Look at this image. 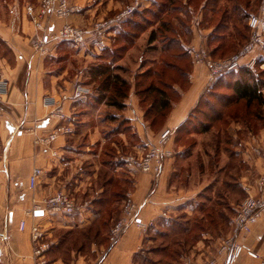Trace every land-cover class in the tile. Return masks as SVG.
Returning a JSON list of instances; mask_svg holds the SVG:
<instances>
[{
  "label": "crops",
  "instance_id": "1",
  "mask_svg": "<svg viewBox=\"0 0 264 264\" xmlns=\"http://www.w3.org/2000/svg\"><path fill=\"white\" fill-rule=\"evenodd\" d=\"M158 1L152 0L149 4L153 5ZM203 1L197 6L195 3H189V0H183V5L189 13L181 12V15L190 20L188 27L190 41L188 44H184L183 41L182 45H185L184 48L188 52L192 48L194 50L210 48L213 52H217L218 49V46L210 47L207 42L212 28L205 17L207 0ZM69 2L76 6L77 11L68 18L53 19L49 26L51 36L62 25L73 24L87 30V38L81 44H74L66 40H52L50 37L46 46L47 54H41L33 48L32 45L42 38L44 32L35 28L31 17L26 13L25 5L19 0L9 5L8 23L0 20V40L6 43L16 59L15 65L13 67L9 65L10 69L5 71L9 82L5 104L13 115H8V120L4 121L7 128L2 133L7 150L5 159H0V264H36L31 237V227L36 224L46 233L41 241L48 246L43 252L46 264H135L147 241L148 235L139 227L132 226L119 242L111 247L106 243L91 244L86 249H73L67 256H62L52 251V247L58 243L55 232L62 228L79 229L87 226L91 223L90 219H96L99 213L85 208L70 216L47 212L38 215L29 213L35 201H43L59 190L68 189L76 196L81 194L86 196V193L92 192L94 179L99 177L102 167L106 168L100 161L102 148L115 136L109 137L101 130V126L110 119L129 120L133 138H136L137 142L131 144L123 132H118V136L120 140H124L126 146L130 145L133 151H143L147 144L158 141L163 132L155 134L145 120L144 112L139 106V98L135 93L136 82L132 77L142 67L139 61L143 59L141 45L146 33L143 32L135 38L133 44L115 63V66L119 67L116 73L131 83L130 94L125 99V108L122 110L105 102H96L95 91L90 87L93 85L73 82L67 76L68 68L63 66L52 68L68 59L91 62L100 59L106 50H113L117 35L125 29L127 21L118 20L117 15L131 0H69ZM98 22H104L105 26L97 28L95 25ZM148 45L153 46L154 43ZM191 61L190 71L182 73L187 77L188 85L181 90L177 101L173 100L165 120L163 130L171 129L173 135L190 117L201 97L215 82L211 80L206 66L192 59ZM90 67L87 70L88 75ZM22 75L26 78L21 84ZM78 86H87L90 93L74 99L73 93ZM173 89L177 91L179 88L173 86ZM62 95L68 97L63 103V108L70 118L69 122L73 124V132L61 134L50 146H39L35 144V140L53 132L61 124L57 118L51 116V109L43 106L42 100L46 96L59 98ZM103 107L108 109L110 114L108 119L106 116L104 118L103 114L97 115V111ZM173 135L168 143V147L171 148L175 143ZM233 138L236 141L234 143L236 154L245 165L240 179L241 186L244 190L245 187L251 186L250 194L259 197L262 190L257 187V180L264 171L261 157L264 125H260L256 130L237 124L233 127ZM113 144L117 147L115 142ZM183 155H186V150L174 151V157L166 161L160 177L129 168L130 187L125 191L130 190L132 198L143 205L140 219L145 223L154 221L156 225L159 224L163 219V212L167 209L171 212L181 210L180 205L184 209L186 205L181 202L192 200L207 188L208 184L195 187L194 191L190 190L187 193L193 195V198H186L180 201V204L173 198L174 185L171 179L178 171L175 162ZM187 155L192 156L190 153ZM35 168L43 169L44 174L39 179L36 189L31 190L29 177ZM122 168L117 166L107 170L115 173ZM101 189L100 192L103 193L104 186ZM246 193L248 195L247 190ZM21 220L27 222L25 231L19 230ZM1 236H6L8 240H2ZM218 241L211 232H203L192 247L187 264H202L208 259H215L216 264H225L226 256L218 253ZM238 241L249 244L264 258V217L253 226L250 233L241 234ZM235 264H261V261L243 255Z\"/></svg>",
  "mask_w": 264,
  "mask_h": 264
},
{
  "label": "rangeland",
  "instance_id": "2",
  "mask_svg": "<svg viewBox=\"0 0 264 264\" xmlns=\"http://www.w3.org/2000/svg\"><path fill=\"white\" fill-rule=\"evenodd\" d=\"M15 1L16 0H0L1 21L8 23L10 19L9 5H11ZM19 1L25 5L26 13L31 17V21L35 26L34 14L31 15L30 13H28L27 9L28 7H32L35 9L36 12V10L39 8L40 0H19ZM133 1L134 0H131V2L125 8H128L133 3ZM208 1L209 3L211 2V5L209 7L214 6L215 9L211 8L213 12L208 10L205 16L207 21L211 25L210 27L212 28L211 34L209 35L207 42L209 45H211L210 47L219 46L220 44H225L226 48L224 47L223 49H225L226 54L225 55L222 54L223 55L222 56L220 53L217 56H213L211 54L212 50L210 48L207 49L206 47H205L206 49L200 48L198 50L207 51L212 57V59L215 61L230 58L235 54H237V52H239L251 40L253 33L248 25V22L251 16H264V0H216L215 1L216 3H213V0H208ZM194 2L196 5H199L200 2L203 3L204 1L194 0ZM146 5L147 6H144L142 9H138V10H144L146 8H151L150 9L151 12L143 13V18L142 19L140 18L144 30L143 32L146 33V36L144 37V42L141 45V51H143V59L139 61L142 67L132 77L134 78V82H136L135 85L140 84V88H144L150 84H157L162 88L166 89L168 93L171 94L172 99L177 101V99L180 97L181 90L185 89V87L188 85V79L187 77H184L182 73L184 72L187 73L188 71H190L192 61L191 60L189 61V59L187 58L185 59L174 58L175 57L174 54L175 53L177 54V52L180 51V48L176 50L173 48L174 50L173 53L172 52L166 53L162 51V46H161L162 40L163 39L165 40V38L167 40H170L171 34L166 33V31L163 30L162 27L163 25L161 21L162 19L159 20L160 18L158 13L159 8L150 4H149L150 6L148 4ZM235 6L240 8L241 10L248 12L249 13L248 17L243 19L242 21L241 20L237 21L236 19L231 18L232 16H230L229 19H225L224 23L226 25H224L223 27H218V22H220V20L223 19V14H225V12L231 13V10ZM125 8H123L122 10H124ZM122 10H120L119 13ZM177 15L179 16V19ZM132 16H130L129 18H131ZM162 17L164 18V20H168L172 24L171 26L175 28L176 34L175 35L172 34V35L176 36V38L179 39L180 44L182 45L183 41L184 44L185 43L188 44V42L190 41L189 28H188L190 20L184 18L181 15V12L180 13L170 12L168 15L166 14L165 16L163 15ZM61 19H65V18H61ZM100 23L103 22H98L97 24ZM73 26L84 29L76 25ZM152 31H155L158 34V39L154 42L153 46L148 45L149 44L148 40L150 38L148 36L151 34ZM238 33H240L241 35L245 34L247 36L246 37L247 40L244 39L242 41L243 45L240 48V50L235 52L233 48L234 46L233 43L235 41L238 42V39L239 40L242 39L239 37ZM32 46L36 50L34 44ZM182 46L183 48L185 47V45ZM193 50L194 49L192 48L189 53L191 59L195 62L192 54ZM250 55H254V57L255 56L259 57L260 62H264V53H261L260 50H257V48L253 49L249 54V56ZM15 60L16 59L13 53H11V50L8 48L6 43L0 40V75L4 80L7 81L8 86H9V82L8 79H6L5 71H8L10 69L9 65L11 67L15 65ZM102 62L103 59H96L91 62H79V61H74L73 59H68L66 60V62H63L61 64H56V66L54 65L52 68L57 69L62 66L66 67L69 69V74L67 76L70 77L73 80V82H76L77 84L80 85L86 84L89 86L90 85L96 86L97 82L91 84L88 83L91 82L92 79L88 75L87 70L90 66L94 64H100ZM168 64H174L176 67L171 68V65ZM158 70L163 72V75H159L160 77L155 74ZM128 71L131 72L130 70ZM149 71H152L151 74L146 75L145 72L148 73ZM142 74L144 75L142 76ZM209 74L211 80L215 81V79H213L211 76L210 70H209ZM254 74H256V76H261L262 80L264 81V64L261 63V65L257 67V70L254 72ZM25 78L26 76L24 75L21 76L20 79L21 84ZM233 81H234L233 78L227 77V79H223L222 82L218 84L214 83L215 85L213 84L212 87L203 95L200 104L191 113L189 121L184 124V131L176 132L174 133V135L172 134L173 136H175L174 147L173 148L168 147V143L171 138L167 141L166 145L163 146V149L172 152L171 156H167L165 158L163 170L166 161L174 157V151H179L181 149L186 150V155H183L175 162V166L178 168V171L174 174L173 178L171 179V183L174 185L173 198L178 200L177 203L183 201L186 198L189 197L191 198L193 195L190 196L187 195V193H189L190 190L194 191L195 187L204 184H208V186L202 191L201 195L196 196L195 198L192 197L193 198L192 200L183 201L184 203L181 202L183 205H186L184 209H182L180 205L179 209L181 210L178 211L175 210L171 212L170 209H167L165 212H163V214L165 213L166 216L162 214V218H163L162 220L166 219L168 221L170 220L171 222L172 221L178 222L179 224L178 227L175 230H172L170 226L169 227L161 226L160 221L159 224L157 225L155 223V226L152 227L151 230L148 231V233H146L148 235L147 241L144 245L143 250L139 253V256L137 257L135 264H187V261H189L190 258V251L192 247L195 245V243L199 240V238L203 234L198 232L197 226L200 225L201 220L204 223L205 221H207L208 218L209 221L210 217L219 221L218 223L219 225L217 227L214 226L215 228H212L211 230H208L211 227L209 226L210 224H208V229L204 230V233L209 231L213 234L215 240L217 241L220 240L218 241L219 242L218 246H220L222 241L232 233V223L236 214V209L238 205L247 197L246 190H248V193H250L252 189L251 186L250 187L247 186L245 187L246 189L244 190L241 186L240 179L243 170L245 168V165L243 164L242 160L239 159L234 149L235 148L234 143L236 141L233 138V127L236 126L237 124H242L248 127L256 128L257 130L260 128V125L261 126L264 125V106L254 105L250 109L247 108L244 105V103H239V104L232 103L228 107H224L223 104L225 102L228 101V103H231L232 91L230 85L232 84ZM172 86H176V87L178 86L179 89L175 91L174 89H171L173 88ZM90 87L93 88L92 86ZM84 88L88 89L87 86ZM135 90H137L136 87ZM174 91L176 92V94L174 93ZM135 93L137 94V91H135ZM6 95L3 96L2 100L0 101V159H5L6 157L5 151L7 150L6 149L7 145H5L4 143L5 140L4 137L2 136L3 131L5 132V129L7 128V126L5 127V125L7 124L6 123L4 124V121L6 119L8 120V115L9 116L13 115L11 110L5 104ZM137 97L139 98V106L145 115V110L149 106L150 102L148 100L142 102L141 98L143 97H141L138 94ZM45 98H49V96H46ZM43 100H42V104H43ZM107 110L108 109L106 107H103L102 109L100 108V111H97V115L98 113L103 114L104 118L106 116L107 117L106 119H108L110 114L108 113ZM220 111L224 112L223 120L220 122L218 121L213 123L212 129L208 133H200V128H202V126L205 123L210 122L212 118H214L218 113H220ZM22 114L23 112L20 113V115ZM165 120L161 122V119H159L160 121L159 125L155 129H152V131L155 134L165 131L163 130L165 125ZM21 126L23 127L24 124L22 123ZM22 129L23 128H21V130ZM101 130L104 134H106L109 137L111 135L112 136L115 135V136L111 137V140L104 144L102 148L100 161L102 163L104 162L107 163V165L115 164L114 167L122 166L123 167L122 170L112 173L111 171L107 170L109 169L108 166L106 168L102 167L99 173V177H96V179H94L95 181L93 182L92 185L93 188L92 192L86 193V196L84 194H81L80 196H76L70 190L67 189L66 191H68L72 195V197L76 202V212H80L82 208L97 213L100 211L99 212L101 214L100 216L98 215V217L93 220L90 219L91 223L79 229H83L88 226L94 225L96 229L101 228L102 231L101 238H105V237L107 238L110 235V230L114 222L122 214V208L125 198L129 194L132 196V193L130 190H128L125 193V196H123L120 201H111V202L107 201L109 199H107L108 197L107 195H105V198L107 200H105L104 203H98L97 201L103 198L102 196L103 193H101L100 191L102 190L101 189L102 186H104L105 179L112 177L114 178V181H117V184L112 189V192L121 191L123 188L126 189V187L129 188L130 187V183L128 179L129 168L139 172L141 171L132 168L131 166L126 164L125 161L122 160V156L130 155V154H143L149 147H153V146L160 147L159 142L163 132L160 134L158 141L150 142L149 144L146 145V149H144L141 152H138V151H133V148L130 147V145L126 146L124 144V140H120V137L118 136V132H123L126 133L127 138L129 139L131 144L137 142L136 138H133V129L130 126L129 120H127L126 122V120H122L121 118H115L112 120L110 119L108 122H106V124L101 126ZM45 136L47 135L38 137L35 140V144L39 146L42 145L38 143V140ZM114 142L116 143L119 149H117V147L113 144ZM262 152H261V157H262ZM189 153L190 155L192 154L191 157L187 155ZM105 172L107 173L106 174L107 176H105ZM162 173L160 174V176L162 175ZM257 185H258V180H257ZM105 189L107 190V188ZM33 208H34V203L32 205V209ZM111 210H114L112 214H108V211H110L111 213ZM69 230H73V229H63V228L58 229L57 232H55V235L60 237L59 235L61 233H64ZM187 231L190 232L187 233ZM68 253H70V251ZM67 255H62V256H67ZM208 260H206L202 264L206 263Z\"/></svg>",
  "mask_w": 264,
  "mask_h": 264
},
{
  "label": "built area",
  "instance_id": "3",
  "mask_svg": "<svg viewBox=\"0 0 264 264\" xmlns=\"http://www.w3.org/2000/svg\"><path fill=\"white\" fill-rule=\"evenodd\" d=\"M151 1L152 0H134L128 8H125L117 15V19H128L134 12L138 11V9H142ZM27 10L31 15L34 14L36 28L45 32L42 38L34 43V47L41 54H47L48 50L46 49V45L50 37L52 40H66L74 44H81L87 38V30L75 27L71 24H65L57 30L56 34L51 36L49 26L53 19L67 18L77 11L76 6L71 5L68 0H40V5L36 12L32 7H28ZM248 25L253 35L251 40L237 52V54L230 58L215 61L207 51L193 50L192 54L195 62L207 66L212 78L215 80L228 72L240 69H247L248 71L255 72L260 63V59L259 57H254V55L249 56V54L255 48L260 50L261 53H264V16H251ZM103 26H105L104 22L96 25V27L100 29L103 28ZM8 87L7 81L0 75V101L3 96L6 95ZM88 93L89 89L78 86L73 93V98H82ZM66 99H68V97L64 95L59 99L49 97L43 100V106L52 109L51 116L56 117L61 124L53 132L40 138L38 143L50 146L61 134L73 132V124L69 122L70 118L65 114L63 108V102ZM172 134L173 132L171 129H166L160 137V147H149L143 154L124 155L122 156V160L132 168L140 170L143 173L154 177L160 176L163 171L165 158L172 155L171 151L163 149V146L166 145ZM262 159L264 161V149L262 152ZM43 174V169H33L29 177V188L31 190L36 189L39 179ZM258 187L262 190V195L256 197L248 193L247 197L236 209V214L232 223V233L225 238L219 246L218 253L226 256L225 264H235L243 255L260 260L261 264H264V258L261 257L252 246L238 241V237L241 234L250 233L257 221L264 217V172L258 179ZM142 208V204L135 202L130 194L127 195L123 203L122 214L114 222L110 230L109 240L112 245H115L126 230L132 226L139 227L144 234L148 233V231L155 226L154 221L145 223L140 219ZM37 212L59 213L70 216L76 212V202L68 191L59 190L43 201H35L34 208L29 211V213L31 215H36ZM163 215L166 216L165 213ZM26 228L27 222L21 220L19 230L25 231ZM45 236L46 233L39 225L36 224L31 227L36 264H46L43 258V252L48 246L41 242ZM1 237L3 240H7L6 236ZM204 264H216V260L210 259Z\"/></svg>",
  "mask_w": 264,
  "mask_h": 264
},
{
  "label": "trees",
  "instance_id": "4",
  "mask_svg": "<svg viewBox=\"0 0 264 264\" xmlns=\"http://www.w3.org/2000/svg\"><path fill=\"white\" fill-rule=\"evenodd\" d=\"M216 0H213V3ZM189 3H195L194 0H189ZM196 5V4H195ZM211 2L206 1L205 4V9H206V14L209 11L213 12L211 8H214V6H211ZM153 6L159 8L158 13H159V20L162 21V27L163 30L166 31V33L171 34V39L165 40L163 39L161 42L162 46V51L163 52H172L173 53V48L179 49L180 51L177 52V54H174V58L176 59H189L191 60L190 53L183 48V46L180 44L179 39L176 38V36H173L176 34L175 28L172 27L171 23L168 20H164L162 17L163 15L165 16L166 14L168 15L170 12L172 13H180L184 12L186 14L189 13V10L183 5V0H159L157 3L153 4ZM198 6V5H197ZM151 8H146L144 10H138L136 11L131 18H129L126 21V26L125 29L120 31L119 34L117 35L116 42L114 44L113 50H106L101 56L100 59H103V62L100 64H94L90 67L89 70V75L90 78L92 79L91 82H88L89 84L91 83H96V86H93V89L96 94V102L102 103L105 102L111 107H115L119 110H122L125 108L124 101L125 99L129 96V91H130V83L121 77L116 71L119 69L118 66H115V63L124 55L126 50L133 44L135 41V38H137L141 33H143V27H142V21H140V18H143V13H149L151 12ZM230 11V10H228ZM232 14V15H231ZM249 15L248 12L241 10L238 7H234L231 10V13L225 12L223 14V21L220 20L218 22V27H223L226 25L225 19H229L230 16L231 18L236 19L237 21L243 20L247 18ZM178 19L179 16L177 15ZM135 18V19H134ZM181 19V18H180ZM236 21V22H237ZM245 27V26H244ZM173 34V35H172ZM239 37L242 39H238V42L233 43V48L236 51H239L240 48L242 47L243 43L242 41L245 39L247 40V36L245 34L241 35L238 33ZM158 39V34L155 31L151 32L150 35V40L149 43H154ZM233 42V41H232ZM225 44H220L218 46L217 52L211 51V54L213 56H217L221 53V55H225ZM226 48V47H225ZM220 55V56H221ZM222 55V56H223ZM264 64V62H260L258 66ZM171 65V68H175L176 66L174 64H168ZM152 71H149L148 73L145 72L146 75L151 74ZM157 76L163 75V72L158 70L155 73ZM144 74H142L143 76ZM141 77V76H140ZM160 77V76H159ZM227 77H231L234 79L232 84L230 85L231 91H232V99L231 103L225 102L223 105L224 107H228L232 103H244V105L247 108H252L254 105L258 106H264V81L262 80L261 76H256L254 72L248 71L247 69H240L237 71H232L228 72L227 74L217 78L214 83L218 84L222 82L223 79H227ZM137 88V94L140 95L141 101L144 102L148 100L150 102L149 106L145 110V120L148 122L149 126L151 129H155L161 119V122H163L167 116L168 113L172 107V102L173 99L171 97V94L168 93V91L161 86L157 84H150L144 88H140V84H136ZM215 85V84H214ZM173 87V86H172ZM173 89V88H171ZM170 90V87H169ZM176 91V90H175ZM174 93L176 94V92ZM203 97V96H202ZM202 97L198 103L200 104ZM197 105V106H198ZM190 118V117H189ZM189 118L185 121L188 122ZM224 118V112L220 111L214 118L211 119L210 122L205 123L202 128H200V133H208L211 131L213 127V123L215 122H220ZM127 122V121H126ZM184 123V124H185ZM184 124H182L177 132H182L184 131ZM113 152V151H112ZM118 153V152H117ZM106 167L112 169L114 168L115 164H108L103 163ZM107 173H105V176ZM117 181H114V178L109 177L108 179H105L104 181V187L107 188L103 192V198L98 200V203H104L105 200L111 202V201H120L123 196H125V188H123L121 191H116L112 192V189L116 186ZM105 195H107V199L105 198ZM109 195V196H108ZM201 195V194H200ZM114 210L108 211V214H112ZM100 212V211H99ZM98 212V213H99ZM118 214V213H116ZM101 214L99 213V216ZM172 220V219H171ZM107 222V221H106ZM219 221L215 220L214 218L210 217V220L205 221L204 223L201 220V223L199 226H197V230L200 233H203L204 230L208 229V224L211 226L208 230H211L212 228H215L214 226H218ZM161 226H166L175 230L178 227V222L175 221H168L166 219L160 221ZM206 227V228H205ZM93 226H88L83 229H73L66 231L64 233H61L58 237V243L57 245L52 247V251L54 254L60 253L62 255H67L69 251L75 249V250H81V249H86L89 247L91 244H108V247H111L110 241H109V236L106 238H101L102 236V231L101 228L96 229ZM190 232V231H189ZM187 231V233H189Z\"/></svg>",
  "mask_w": 264,
  "mask_h": 264
},
{
  "label": "water",
  "instance_id": "5",
  "mask_svg": "<svg viewBox=\"0 0 264 264\" xmlns=\"http://www.w3.org/2000/svg\"><path fill=\"white\" fill-rule=\"evenodd\" d=\"M37 214H42V212H37Z\"/></svg>",
  "mask_w": 264,
  "mask_h": 264
}]
</instances>
